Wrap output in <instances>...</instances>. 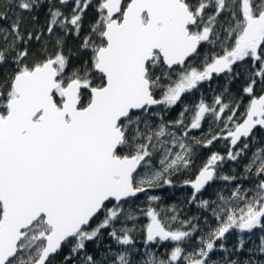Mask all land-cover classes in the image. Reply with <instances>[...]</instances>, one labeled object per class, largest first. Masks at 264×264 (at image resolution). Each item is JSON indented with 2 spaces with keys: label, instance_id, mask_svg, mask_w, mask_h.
I'll use <instances>...</instances> for the list:
<instances>
[{
  "label": "snow or ice",
  "instance_id": "snow-or-ice-1",
  "mask_svg": "<svg viewBox=\"0 0 264 264\" xmlns=\"http://www.w3.org/2000/svg\"><path fill=\"white\" fill-rule=\"evenodd\" d=\"M257 129L264 0H0V264H264Z\"/></svg>",
  "mask_w": 264,
  "mask_h": 264
},
{
  "label": "trees",
  "instance_id": "trees-1",
  "mask_svg": "<svg viewBox=\"0 0 264 264\" xmlns=\"http://www.w3.org/2000/svg\"><path fill=\"white\" fill-rule=\"evenodd\" d=\"M41 15H43V9H41ZM201 51H203V48L201 49ZM211 83V89H216L219 85H223L224 81L222 78H219L218 81H213L210 82ZM209 88V83H205L200 89L198 90H194L193 93L188 94L185 97V102L186 103H195L196 101L199 100V98L201 97V95L206 96L209 100L211 99L212 95H213V91ZM181 110L180 107H177L175 110L171 111L170 113H168V119H175L178 115V112ZM207 123H205V129H207ZM190 135L192 136H199L200 133L198 131H193ZM257 138L259 140V143L261 145H264V131H261L259 129H257L256 132ZM226 148L224 147V142L220 141L215 143L211 149H201V153L202 155L197 159V164L200 163V160L205 158L211 151H220L221 153L226 152ZM251 153L249 152V155ZM246 161H242L240 167L237 169L238 171L242 170V166L243 163H245ZM236 167V165L232 164V163H228L224 165V171L228 172L230 168H234ZM180 179H183V177H181ZM177 184H179V180L176 181ZM224 182L221 181H217L215 183H213L204 193V197L205 198H214L213 192L215 189H218ZM245 187H247V183H245L244 185ZM191 193V189L189 188H180V187H174V188H169V187H165L163 190H158L155 194H158L161 196V206L162 207H170L173 204H178L180 205L181 209H182V218H188V217H199L200 218V224L201 226H203L204 224V219L203 216L207 215L209 217H211V213L210 212H204V210L202 209H198L196 205H189L186 202V196L189 195ZM145 200V198L143 196L140 197V201H137V204L141 207H143V201ZM142 222H146V220L142 217L141 218ZM212 223V225H215V220L211 219L210 221ZM260 230L257 229L255 230L253 233H248V234H244V233H239L238 230L235 231L233 233V235L229 238L228 241V246L231 248L232 244H234L236 242V240L240 237H245L249 242L247 243V247L249 248H254L255 247V243L257 242V238L260 235ZM196 235H199V233H196ZM138 244L141 243V240L138 238ZM166 248L167 245H165L164 247H161L159 249H157V253L158 254H164L166 252ZM219 255V254H217ZM248 255L247 252H245V256ZM217 258L216 256H214V259Z\"/></svg>",
  "mask_w": 264,
  "mask_h": 264
},
{
  "label": "water",
  "instance_id": "water-1",
  "mask_svg": "<svg viewBox=\"0 0 264 264\" xmlns=\"http://www.w3.org/2000/svg\"><path fill=\"white\" fill-rule=\"evenodd\" d=\"M190 189V188H189Z\"/></svg>",
  "mask_w": 264,
  "mask_h": 264
}]
</instances>
